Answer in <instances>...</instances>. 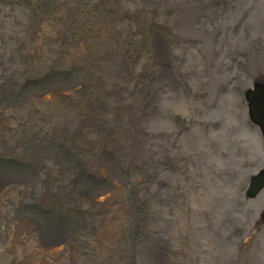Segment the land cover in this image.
Returning a JSON list of instances; mask_svg holds the SVG:
<instances>
[{"label":"rangeland","instance_id":"1","mask_svg":"<svg viewBox=\"0 0 264 264\" xmlns=\"http://www.w3.org/2000/svg\"><path fill=\"white\" fill-rule=\"evenodd\" d=\"M54 78L75 87L64 102L42 92ZM257 80L264 0H0V162L24 166L29 156L40 166L20 183L29 191L0 201V264H264V207L251 222L262 203L245 190L253 154L264 156L244 111ZM47 128L74 129L90 168L115 158L124 180L102 182L109 191L92 204L77 189L68 213L80 226L67 250L44 248L36 212L61 220L58 207H42L49 176L57 180L46 164L67 167L63 154L39 155ZM60 170V179L88 176Z\"/></svg>","mask_w":264,"mask_h":264},{"label":"bare ground","instance_id":"2","mask_svg":"<svg viewBox=\"0 0 264 264\" xmlns=\"http://www.w3.org/2000/svg\"><path fill=\"white\" fill-rule=\"evenodd\" d=\"M45 63H47V62H45ZM44 69H46V68H44ZM34 77H33V79H34ZM60 81H61L60 79L54 78L52 84L51 85H49V84L46 85L45 88H44V90L42 91L43 93H45L46 97L48 99H50V100H53V102L54 101L61 102V101H63V99H65L67 97L70 98V96L72 95V92H74V90H75V87H71L73 85V83H70V84L68 82L67 83H64V86H66L65 84H67V86H70L71 88L70 87L67 88V86L66 87H62L60 84L59 85H55V84L59 83ZM53 85H55V86H53ZM42 92H40V93H42ZM249 124H251V123L249 122ZM251 125H252V127L255 128V126H253V124H251ZM47 130L48 131L50 130V133H47L46 134V133L43 132V140L45 141V143L41 139H39L40 141H42V144L44 143L46 145V148H43V154L39 153V155L44 156L45 154H48L47 151L49 153H60V154H63L62 156L65 157L64 161H65V164L67 165V167H68L69 170H72L74 168H77V172H81V173H83V171L86 170V172H84V173L88 175V176H83V174H79V175H77V177L76 176H72V178L70 177L68 180L60 179L61 178L60 177V175H61L60 174L61 173L60 172L61 171L60 169L61 168L66 169L67 167L65 168L64 165L58 161L62 166L59 165V163L57 162V160H52L51 159L50 161H48V159H46V158L43 157V159H45L42 162L43 164L45 162H47V161L50 162V163H55L54 161H56L58 163V165L46 164V166H48V168L50 167V169H51L52 172L55 171V169L52 166H55L56 168L58 166V168L56 169V172L54 174V176H56V179L57 180H55L52 177L53 175L52 176H49L52 179V181H49L48 180L47 181V184H48L47 187H44L45 188V190H44L45 194L44 195H47V197L49 196V198H46L45 199L44 203H42V207H43V210L44 211H46V210L47 211L48 210H51L52 211V208H53V212H55V209H56L55 207H58V211L61 212V220L58 218L59 222L57 221L56 224H54V222H55L54 220L56 218L55 215H54V213L52 215H47V214H44V213L36 210V212H39L38 214L40 215L41 220H43V222H45L46 225L51 226L50 229H49V228L46 227V225L44 223L42 224L43 227H44V228L42 227L44 229V232H47V235L49 236L48 237L47 235H44L45 237H43V240H42L43 242L42 243L44 244V246H46L44 248H46V250H48V251L63 250V249H66L67 250L68 242L73 240L72 239L73 236L71 234L74 233L75 227H79L80 226L79 223L78 224L76 223V222H78V216H79V214L73 208H71V213H68L69 200H70V202L73 205H75V203H76V201H73V199L71 197L74 196L73 194L77 191V189L80 186L83 187L84 189H87L88 195H86L87 196V199L85 200V202H88L89 204H92V202L95 201L97 197L99 199H101L103 197V196L100 197L101 194L109 191V188H106V190H104L105 189L104 188L105 187V184L107 186H109V184H108L109 179L108 178H110V181H112L113 183L115 182V180H116L117 183L120 182L119 180H121V182L124 181V180L121 177L119 171H115V167H114L115 158H113L111 160V166H107V163H104L105 162L104 159H103V162H101L100 164H98V162H100L99 159L101 157V156H99L98 162L95 161L97 164H94V167L93 168H90L92 166V161L82 156L83 155L82 148L78 147V145H81L83 143V141L81 139H79V138L78 139L77 138H74V135H73L74 134V129L69 128V129H67L65 131H62V130L61 131H58V132H61L60 134L55 133L54 130H52V128H47ZM58 130H60V129H58ZM69 130H71V133L69 132ZM62 132H66V133H62ZM256 132H258L257 129H256ZM81 137H83V136H81ZM32 138H30V139H32ZM259 139H260V136H259ZM51 140L52 141H55V144L58 145V146H54V144L51 145V146H48L49 144H51V143H49ZM71 141H72V143H71ZM103 142H105V140ZM260 145H261V143H260ZM261 146H263V145H261ZM40 148L41 147H39V149H38L39 152H40ZM56 148H58L59 151L54 152ZM66 150L69 151L72 155L69 153L68 156H66V154H64ZM99 151H100V149H99ZM7 153H8V150L7 149L4 150L3 148H0V156H2V155H8ZM15 153H17L16 150H15ZM30 153H32V152H30ZM12 155L14 157H17V158L19 157V155L18 156L17 155H14V154H12ZM28 157H26V158L24 157V159H25V162L23 161L24 162V166H22V165H11V164H8V163L0 162V201H3V200H6L7 201V200H9V198L11 196L10 195V193H11L10 190H14V189H16L18 187L21 189L22 187H21V184L20 183H25V184H28L29 185L30 183H28L27 181H25L26 179H31V180L34 179L35 180V178H36L34 176L35 175V173H34L35 172V169H36V171L37 170L39 171L40 170V166L38 165V167H39L38 168L37 166H35L34 162H32V161H35L36 158H32V157L28 158ZM26 163H31V165H33L34 167L33 168L30 167V165H26ZM116 164H118V163H116ZM99 171L102 172V173H99ZM121 171L124 174H126V175L129 174L127 172V170L125 172L123 170H121ZM43 172H44V170L40 171V174H43ZM73 172H76V171H73ZM103 172H106L107 174L106 173H103ZM38 174H39V172H38ZM10 176H13L14 178H16L15 181L7 182L6 179L10 178ZM96 180L99 181V183H102V182L105 183L106 182L105 184L102 183L103 184V188H99V189L94 190V188H93V182H95ZM128 180L132 181V178L130 179V177L128 176ZM102 184H100V185L102 186ZM25 186L22 189L23 190L26 189L27 191H29V189H27L28 186L27 187H25ZM101 189L104 190L102 193H99V192L96 193L98 190H101ZM58 190L65 191L66 192L65 194H66L67 200L64 197L62 198V196L60 197L61 193H60V195L58 197V194L56 193V191H58ZM67 191H69V192H67ZM49 193H51V196H53V197H58L57 198V201L58 202L56 201V199L55 200L51 199ZM94 194H97V195H94ZM247 197H248V195H247ZM248 198H252V197L249 196ZM134 202L135 201H133V203H132L133 206H135L134 205ZM53 203H56L57 206H51L50 207V205L53 204ZM80 203L82 204V202H80ZM132 204L130 206L131 209H132ZM29 207H31V206H29ZM42 207L40 205V208H42ZM122 217H123V220L124 221H125V218L128 219L127 222L130 221V218H131V210H130V213H126L125 211H121L114 218V225L116 224V222L120 221ZM28 222H31V220H28ZM104 225H106V224H104ZM107 227H108V232L110 230H112L111 229V226H107ZM257 227H258V225H257ZM259 227H260V225H259ZM109 228H110V230H109ZM76 230H77V228H76ZM131 232H133L134 234H136V232H137V224H136L135 221L132 223ZM113 236L114 235L113 234L111 235L110 232L107 233L106 237L108 239H106L105 242H107V241H113L114 242L115 239L113 238ZM132 238H133V236H132Z\"/></svg>","mask_w":264,"mask_h":264},{"label":"water","instance_id":"3","mask_svg":"<svg viewBox=\"0 0 264 264\" xmlns=\"http://www.w3.org/2000/svg\"><path fill=\"white\" fill-rule=\"evenodd\" d=\"M243 100L245 104L244 111L247 118L253 126L257 129V133L260 136L261 145L264 146V82L257 80L246 89L243 94ZM254 157V163L256 164L252 170H249V180L246 183V194L255 200L260 201L262 204L257 212L251 215V222L256 221L257 213L264 207V159L259 157V154ZM258 228L260 233L264 235V213L260 214ZM258 221V220H257ZM257 226V225H256Z\"/></svg>","mask_w":264,"mask_h":264},{"label":"flooded vegetation","instance_id":"4","mask_svg":"<svg viewBox=\"0 0 264 264\" xmlns=\"http://www.w3.org/2000/svg\"><path fill=\"white\" fill-rule=\"evenodd\" d=\"M264 148V146H262V149ZM260 158L264 159V156H261Z\"/></svg>","mask_w":264,"mask_h":264}]
</instances>
